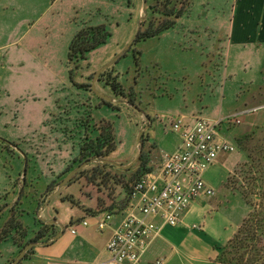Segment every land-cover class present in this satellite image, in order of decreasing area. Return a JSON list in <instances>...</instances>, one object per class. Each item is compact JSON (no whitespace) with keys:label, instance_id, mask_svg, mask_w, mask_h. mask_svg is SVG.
<instances>
[{"label":"crops","instance_id":"crops-1","mask_svg":"<svg viewBox=\"0 0 264 264\" xmlns=\"http://www.w3.org/2000/svg\"><path fill=\"white\" fill-rule=\"evenodd\" d=\"M5 1L9 2L8 6L11 7V0H0V137L17 144L21 151L12 161L13 170L5 166V155L0 152V195H7L5 200L9 205L14 204L12 207H8V205L4 208L5 211L0 217V224L7 221L9 218L7 216L9 215L8 210L13 208L22 198L23 205L20 207L25 212L21 219L27 227L31 228V232L35 235L34 231L40 230L39 219L54 225L56 232L55 237L50 241L39 242L40 244L34 247L32 254L22 264H103L110 258L107 252L108 241L114 230L128 214L131 201L124 202L126 196L124 199L120 196L116 201L114 199L102 201V205L99 203L100 198H96L95 203L84 202L87 208L95 210L94 214H91L87 213L85 208L70 206L67 202L62 201V193H64L66 186L59 187L47 194V187L50 182L63 173L79 154L78 141L80 136L70 140L74 137L72 134H68L69 136L57 135L51 131L49 138L56 139V141L47 142L48 135L45 132L44 137L33 142L29 140L30 134H21L19 126L22 123H29L31 129L30 122L36 120L34 118L23 119L21 115H16V108L13 110L14 98L21 90L22 82L29 80V72L23 74L20 68L23 64L21 54L24 50V54L28 55L30 59H34L38 66L40 64L46 67L48 61L43 64L42 57L36 56L38 52L36 53V49L32 46L22 49L20 10L16 9V0L13 1L12 8H7ZM98 10L101 11L100 5L94 10L84 13H79V10H76V14H73L71 18V23L67 24L66 27L60 26L53 18L51 22H47L46 30L50 32L48 28L51 27L52 31L58 32L59 35L52 36L51 41L62 40L63 47L68 48L69 51L75 34L83 24L102 22L101 18L96 16ZM206 13L212 14L216 19L212 30L223 33V28L219 24L218 13L211 11ZM141 20V14H137L136 7L127 10L123 21L128 24L130 30L122 38L121 44L111 50L108 56L100 62V68L111 64L123 52L124 47L132 45ZM229 22V28L225 31L224 49L227 54L226 74L231 77L232 83L229 87L226 84L221 89L220 85L215 88L212 80L209 83L211 87L205 91V100L202 97L203 91H198L194 101L196 104L194 102L189 104L185 101V103L183 102V109L175 110L173 113L181 114L180 118L185 119L188 124H193L198 118L211 121L222 120L219 139L235 145L237 149L232 152H222L216 163L205 174L207 183L216 190L215 196L197 198L177 226L164 225L138 264H212L218 255V247L225 245L234 237L251 211L249 205L239 195L233 193L228 180L235 170L249 161V154L240 146L239 138L255 132H264V0H234ZM55 24L56 26H54ZM135 25L137 26L135 27ZM34 36H38V32ZM51 51L50 48L48 50L50 53L43 55V57L46 58L47 55L48 60L53 64L56 55L55 52L51 53ZM46 82L47 80L44 83ZM248 84L252 85L256 94L243 100L236 99V90ZM97 87L101 93H106L112 97L111 103L117 105V100L114 99L109 87L104 88L102 84H97ZM227 87L229 88L228 92ZM209 93L212 99L216 100L215 105L208 101ZM90 95L88 94L86 98L92 106L90 114L93 120L97 119L94 117L95 109H100L98 113L105 115L111 113L110 109H119L131 118V125L133 129H136L135 134H137L139 126L143 128L147 124L149 128L144 138L148 141L145 142V145L150 142L156 146L155 155L153 154L156 160L152 158L150 164L153 170L159 168L166 154L173 153L180 147L181 135L174 132L172 127L167 128V125L162 123V120H159L158 116L150 110L145 111L144 114L136 110L138 112L136 115L131 112L134 108L127 102L121 104L120 108H112L102 105L101 99L103 98L96 96L95 93V96ZM198 100L201 101L200 104ZM58 101L59 99H54V102L49 101L44 105L47 115L48 109L53 114V108L56 110L61 107V104L63 105L67 101V97ZM32 106L28 108H32ZM82 113L77 109L72 116L75 117V114L81 115ZM47 115L43 117L41 124L33 127H45L46 131L53 130V126L49 125V116ZM143 115L146 116V121ZM233 116H240L242 122L237 124L227 121ZM74 120L75 118L69 123L71 128L74 127ZM105 120L107 119L105 118ZM37 148H43L44 154L41 157H39V151L38 154L36 153ZM25 161L30 164L28 171L30 188L26 189V196L22 197V186L16 185L15 180L20 177L21 171L27 166ZM5 200L1 203L4 204ZM63 209H66V212L68 211L70 214V217L65 220L56 216V213L60 214ZM107 212H111L113 218L109 221L108 226L101 230L99 229V222ZM27 213L29 215L33 213L34 218L25 217ZM82 219L89 220V225L78 226L77 224H80ZM156 221L162 223L160 218ZM73 228L77 230L76 233L72 232ZM57 236L58 238H56ZM46 242L49 243L43 244ZM3 247L9 253L1 255L0 264H8L20 254L17 246L11 241L1 243L0 249Z\"/></svg>","mask_w":264,"mask_h":264},{"label":"rangeland","instance_id":"rangeland-1","mask_svg":"<svg viewBox=\"0 0 264 264\" xmlns=\"http://www.w3.org/2000/svg\"><path fill=\"white\" fill-rule=\"evenodd\" d=\"M13 1L14 0H11V7L8 6L9 2L5 1L7 8L13 7ZM144 2V0H133V7H129L128 0H16V9L18 11L20 10L21 18L22 49L32 46L36 49V53L38 52L36 56L38 58L42 57L43 64H46L48 61V65L46 67L44 66L45 69L43 65L39 64L38 66L34 59H30L28 55L24 54V50L21 54L23 64H21L20 68L23 74L29 72V80L22 82V88L14 98L13 110L16 108V115H21L23 119L34 118L36 120L30 122L32 125L31 129L29 128V123H22V125L19 126L20 132L21 134H30L29 140L33 142L39 141V138L41 139L44 137L45 132L46 135H48L47 142L56 141V139L49 138V133L51 131H54L57 135L66 136L72 134L74 137L70 138V140L76 138L78 135L80 136L78 141L79 154L71 161L63 173L50 182L47 187V194L59 188L61 182L82 164L90 162L86 167L93 168V166L100 163L99 160L92 159L79 165L81 145L86 137L85 135H88L86 130L87 125H90L89 128L91 132L89 135L92 138L106 133L107 122L111 123L117 147L110 155V158L113 159L112 161L115 164H108L115 168L106 171H109L112 175L117 174L119 179H126V177H123L124 173L121 172V170H125L122 168L128 165H131L129 169L132 170L131 172H126L128 175H134L138 172L141 166L139 159L143 152L144 157L148 160L150 159V163L146 164V168L152 166L150 165L152 158L156 160V157L153 156V154L155 155V144L148 142L144 147L142 143H140V132L142 129L147 128V124H145L143 128L139 126L137 134H135L136 129H133L131 125V118L119 109H110L111 113L107 115L102 113L99 114L98 112L100 109H95L94 117H97V119L95 118L93 121L90 114L92 106L88 103L89 100L86 96L88 94H91L90 96L98 95L95 92L89 91L87 88H79L75 84H87L92 88L94 76L101 69L100 62L108 56L111 50L121 44L122 38L130 30L128 24L124 22L125 20L123 21V17L128 9L136 7L137 14H141V18L145 17L143 21L145 24L141 26L142 29L147 28L150 21L156 22L161 19L160 14L154 13L152 10V6H154L156 1L148 0L146 13L144 11ZM217 2H219L218 5ZM233 4L234 0H192L189 10L178 20L175 27L157 37L140 41L131 51H129L131 48L130 46L128 49L129 53L128 51L125 53L121 52L122 56L126 53L128 55L108 68L110 72L105 80L110 82L112 79L117 78L124 85L127 92L130 91L131 88H134L139 109L143 112L150 110L170 129L172 124L181 116V114H174L173 112L183 109V102L185 103V101L192 104L195 101L198 91H203L202 93L204 94H202V97H204L203 99L205 100V91L211 87L209 83H211L212 80L215 88L220 85L221 89H223L226 84H228L229 87L232 83L233 80L226 74L225 63L227 54L224 46L226 42L225 31L229 28ZM99 5L101 6V11L98 10L96 16L101 18V23L108 26L112 36L106 44L90 53L89 59L82 61L79 67L77 66L78 64H70L68 48L66 49L63 47L62 40L51 41L52 36L59 34L58 32H53L51 27L48 28L50 32L47 31V22H51L52 19L55 18L60 26L64 25V27H66L67 24L71 23V18L73 14H76V10H79V13H84L89 10H94ZM207 11L218 13L219 24L223 28V33L221 31L217 33L212 30L214 20L216 19L212 14L206 13ZM54 26H56V24ZM136 26L137 25H135V27ZM37 32L38 36H34ZM50 42L55 44L52 45ZM48 47L51 48V53L55 52L56 55L53 64H51V61L47 58V55L50 53H48L50 49ZM126 48L127 46L124 47L123 51H125ZM134 50L142 52L139 68L136 65ZM45 54H47V59L43 57ZM71 69L73 70V79L70 75ZM45 80H47L46 83H44ZM105 80L99 81L98 79L96 88H98L97 84H102L104 88H108L109 86L106 84ZM228 87L227 92L229 90ZM111 92L114 99L117 100V105L113 104L114 108H120L121 104L126 103L124 99L118 97L112 90ZM236 93V99L239 98L241 100L256 94L251 84L240 87V89L236 90ZM209 95L208 101H211L212 105H215L216 100L212 99L210 93ZM65 97H67V101L63 103V105L61 104V107L58 109L55 110L53 108V114L50 109H48V115L45 113L44 105L47 104V102H54V99H59L60 101V99L62 100ZM198 103L200 104L201 101L198 100ZM31 105H33L32 108H28ZM77 109L83 113L81 115L75 114V117L72 116L73 112ZM131 112L138 115V112L134 109ZM45 115L49 116L48 122L49 125L53 126V130L49 129L46 131L43 126V128L33 127L41 124ZM233 117L238 118V120L242 122L240 116ZM74 118V127L71 128L69 123H71ZM143 118L146 121L145 115H143ZM146 132L147 130H145L143 137ZM247 136L251 138L245 140ZM247 136L239 138V140L243 141L242 146H240L246 150L253 159L249 157L248 163L245 164L246 166L243 165L235 170L233 175L229 178L228 184L233 193L239 195L246 204L249 205L251 211L254 209L263 211L264 159L262 158V152H264V132H255ZM146 141H148V139H146ZM14 150L16 151V156L17 153L21 151L19 146L18 148H14ZM42 150L43 148H37L36 153L38 154L39 151V157L44 154ZM13 160L14 159L10 158L8 165L7 162H5V166H7L8 169L13 170ZM29 163L27 161L26 176L24 177V167L20 177L15 180L16 185L20 184L22 189H25V196L26 189L30 188L28 184ZM68 170L71 171L65 176L64 174ZM89 170L91 174L88 173V176H92V170ZM97 175L98 174H96V177ZM108 179L107 185H100V187H98L96 185L94 186L93 183L91 184V182L89 183L87 177L82 176L73 184L69 186L66 185L62 196L63 198H73L72 200L82 208H87L84 202L95 203L96 198H100L104 202L113 199L116 201L120 196L124 199L127 192H125L122 186L110 181L109 174ZM98 182L101 184L100 179ZM6 196L7 195H0V207H2V210L9 205L5 200ZM4 200L5 202L2 204L1 202ZM67 203L70 206H75V204ZM22 205L21 202L20 206ZM20 206L17 208L16 212H14L15 215L16 213L21 214V211L25 212ZM70 206H68V208L71 209ZM2 210H0V212ZM60 212V214L56 213V216H59L62 220L70 217L66 209ZM81 213L85 214L84 212ZM7 216L10 218L11 213L9 212ZM25 217L29 219L31 217L34 218V214L32 213L29 215L27 213ZM39 221L42 220L39 219ZM4 224V222L0 224V228ZM77 225L79 226L81 224ZM32 235L35 237L33 232H31V228H29L28 237L25 238L20 235L17 239L24 243L34 239V237H31ZM4 248L5 247L0 249L2 252L0 257L2 254L7 255L9 253ZM17 248L20 251L18 246ZM16 258L12 260L14 261Z\"/></svg>","mask_w":264,"mask_h":264},{"label":"trees","instance_id":"trees-1","mask_svg":"<svg viewBox=\"0 0 264 264\" xmlns=\"http://www.w3.org/2000/svg\"><path fill=\"white\" fill-rule=\"evenodd\" d=\"M152 10L154 13H159L161 19L154 22L150 21L147 28L140 29L137 33L131 48V51L137 43L143 40H147L152 37H157L167 30L175 27L178 23V20L189 10L192 0H155ZM128 6L133 7V0H128ZM142 24H145L143 22ZM112 33L108 26L104 23L92 24L86 22L75 34L70 46H69V63L75 64L79 67L80 63L84 60L89 59L90 53L95 51L100 46L106 44L111 38ZM128 51V53H129ZM128 54H124L120 59H123ZM136 55V56H135ZM134 56L136 60V65L139 68L141 62L142 52L134 50ZM118 61V62H119ZM117 62V63H118ZM110 72L109 69L104 71L100 77L99 81H104ZM71 78L73 79V70H70ZM106 84L111 88V90L118 96L124 99V102L129 103L130 105H135L138 107L137 95L134 88H131L130 91H126L124 85L117 79L114 78L110 82L107 80ZM75 83V82H74ZM79 88H87L89 91L94 92L91 86L87 84H78L75 83ZM102 105H106L114 108L113 103L108 102L104 99H101ZM94 121V120H93ZM103 121V120H102ZM105 121V120H104ZM107 121V120H106ZM107 132L96 137L89 135L91 132L90 125L86 126L87 134L84 138V141L81 145V156L79 165L90 161L92 159L99 160L98 165L93 166V168H84L80 171L75 178H73L67 186L73 184L78 178L84 176L87 177L88 182L93 185L100 187V185H107L108 174L110 181H113L115 184L122 186V188L127 192L124 202L131 201L132 193L136 183L146 174L153 171V168H146V164L150 163V159L144 157V152L142 153L139 162L141 164L140 169L136 174L128 175L126 172H131L132 170L126 169L121 170L123 172V177L126 179H119L117 174L112 175L110 172L106 171L108 169L115 168L108 163H102L103 160H109L111 152L117 147L115 141V135L113 134V127L111 123L107 122ZM97 129V128H96ZM108 133V134H107ZM251 137H246L245 140L250 139ZM145 138H142V145L145 147ZM239 144L242 146L243 141L238 140ZM14 148H18L17 144L9 142L8 140L0 137V151L5 155L7 165L9 164L10 158L14 159L16 156V151ZM250 157V155H249ZM253 159L252 157H250ZM262 158L264 159V152H262ZM246 166V165H245ZM248 166V165H247ZM89 169L92 170V176H88ZM71 170H68L64 175L66 176L70 173ZM97 172V173H96ZM97 177H96V174ZM91 174V172L89 173ZM95 175V177H94ZM121 176V175H120ZM64 177V176H63ZM99 178L101 184L98 182ZM100 189V188H99ZM25 189L22 191V197ZM22 199V198H21ZM21 199L16 203V205L9 210L11 213L10 218L5 222V224L0 228V244L4 242L11 241L13 244L20 248L19 253L29 244L34 242H45L50 241L55 237L56 232L54 231V225H49L42 221H39L40 230L35 233L34 239H31L26 242H20L17 237L22 235L25 238L29 235V227H27L22 221V213H15L17 208L21 205ZM73 198L66 197L62 201L69 202L71 204L77 203L72 200ZM103 204L102 200L99 202ZM5 207V206H4ZM2 210V207H0ZM87 213L94 214L95 210L91 208H85ZM111 213V212H107ZM112 214V213H111ZM84 219L80 220L81 223ZM42 227V228H41ZM34 248L29 250L25 255L24 259L19 263L22 264L24 260L29 258V255L32 254ZM13 261V260H12ZM12 261H9L8 264H11ZM212 264H264V210H252L250 215L242 222L237 233L234 237L225 245L218 247V255Z\"/></svg>","mask_w":264,"mask_h":264},{"label":"built area","instance_id":"built-area-1","mask_svg":"<svg viewBox=\"0 0 264 264\" xmlns=\"http://www.w3.org/2000/svg\"><path fill=\"white\" fill-rule=\"evenodd\" d=\"M228 120L241 123L236 117ZM221 123L198 118L188 124L180 118L172 124V130L181 135V145L164 156L158 169L136 183L129 212L110 237V258L103 264H138L164 225L177 226L197 198L215 196L216 190L207 183L205 174L222 152L237 149L219 139ZM112 218L113 214L106 213L99 229H105ZM158 218L162 223L156 221ZM80 224L88 226L89 220Z\"/></svg>","mask_w":264,"mask_h":264},{"label":"water","instance_id":"water-1","mask_svg":"<svg viewBox=\"0 0 264 264\" xmlns=\"http://www.w3.org/2000/svg\"><path fill=\"white\" fill-rule=\"evenodd\" d=\"M144 11L145 13L147 12V5H148V0H144ZM145 20V17L142 18L140 24H139V30L138 32L140 31L141 29V26H142V22ZM131 45L127 46L126 50L123 51V53H125L126 51H128V49L130 48ZM122 57V54L118 55L111 64L107 65V66H104L103 68H101L94 76V80H93V84H92V90L101 98H103L104 100L108 101V102H111L113 101V98L106 95V94H103L101 93L97 88H96V83L100 77V75L105 71L107 70L112 64L116 63L120 58ZM129 104V103H128ZM135 110H137L139 113L141 114H144V112L142 110L139 109V107L135 106V105H131ZM148 119L150 120V117H148ZM149 127L145 128V129H142L141 132H140V143H142V137H143V134H144V131L147 130ZM103 163H113L111 161H108V160H103L102 161ZM88 163H84L82 164L81 166H79L75 171H73L71 174H69L60 184V188L66 186L76 175L77 173H79L83 168H85L88 164ZM25 164L27 165V161H25ZM115 164V163H113ZM123 167V166H121ZM127 168H130L131 165H128L126 166ZM125 167V168H126ZM26 173H27V166H25V169H24V177L26 176ZM24 181H25V178H24ZM21 195V193H20ZM14 204H10L8 207H12ZM5 209L2 210L0 212V217L1 215L4 213ZM58 238V236L56 237ZM49 242H46V243H43V244H48ZM40 243L38 242H34V243H30L28 244L21 252L20 254L18 255V257L11 263V264H19L25 257V255L27 254V252L29 250H31L32 248L38 246Z\"/></svg>","mask_w":264,"mask_h":264}]
</instances>
